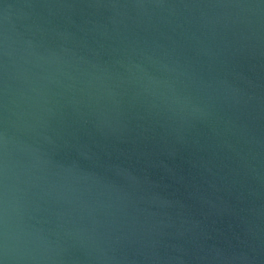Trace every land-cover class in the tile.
I'll return each mask as SVG.
<instances>
[{
  "label": "water",
  "instance_id": "obj_1",
  "mask_svg": "<svg viewBox=\"0 0 264 264\" xmlns=\"http://www.w3.org/2000/svg\"><path fill=\"white\" fill-rule=\"evenodd\" d=\"M0 264H264V0H0Z\"/></svg>",
  "mask_w": 264,
  "mask_h": 264
}]
</instances>
